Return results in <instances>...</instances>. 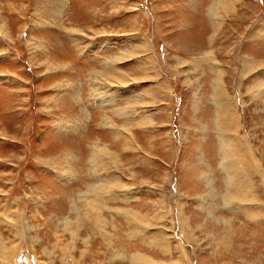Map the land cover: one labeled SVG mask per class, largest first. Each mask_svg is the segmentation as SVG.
<instances>
[{
  "label": "rangeland",
  "instance_id": "obj_1",
  "mask_svg": "<svg viewBox=\"0 0 264 264\" xmlns=\"http://www.w3.org/2000/svg\"><path fill=\"white\" fill-rule=\"evenodd\" d=\"M0 264H264V0H0Z\"/></svg>",
  "mask_w": 264,
  "mask_h": 264
}]
</instances>
